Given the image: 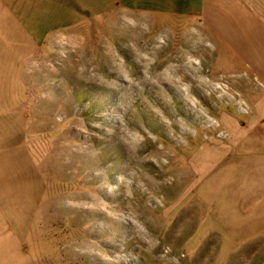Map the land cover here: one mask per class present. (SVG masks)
<instances>
[{"label": "rangeland", "instance_id": "obj_1", "mask_svg": "<svg viewBox=\"0 0 264 264\" xmlns=\"http://www.w3.org/2000/svg\"><path fill=\"white\" fill-rule=\"evenodd\" d=\"M175 4L37 1L41 53L19 68L42 194L7 217L34 264H264V201L242 198L264 67L241 28Z\"/></svg>", "mask_w": 264, "mask_h": 264}, {"label": "crops", "instance_id": "obj_2", "mask_svg": "<svg viewBox=\"0 0 264 264\" xmlns=\"http://www.w3.org/2000/svg\"><path fill=\"white\" fill-rule=\"evenodd\" d=\"M37 1L0 0V264H34L26 250V225L12 221L17 224L13 227L7 217L26 216L28 202L42 194L26 149L25 111L20 105L25 85L20 84L19 68L27 66L28 55L41 53L43 25L32 14ZM174 1L179 7L203 10L202 15L209 8L214 18L211 22L234 25L229 28L234 38L241 28L244 55L251 57L252 63L258 57L264 67V0ZM25 8H29L30 16L21 15ZM261 126L260 135L264 136V120ZM260 167L258 171L252 168V179L243 183L242 198H257L261 203L264 166Z\"/></svg>", "mask_w": 264, "mask_h": 264}]
</instances>
